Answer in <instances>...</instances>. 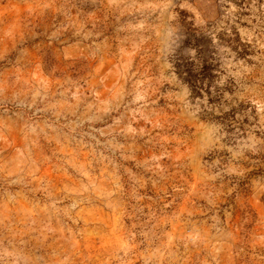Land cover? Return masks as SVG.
<instances>
[{
	"label": "rangeland",
	"instance_id": "obj_1",
	"mask_svg": "<svg viewBox=\"0 0 264 264\" xmlns=\"http://www.w3.org/2000/svg\"><path fill=\"white\" fill-rule=\"evenodd\" d=\"M0 264H264V0H0Z\"/></svg>",
	"mask_w": 264,
	"mask_h": 264
},
{
	"label": "trees",
	"instance_id": "obj_2",
	"mask_svg": "<svg viewBox=\"0 0 264 264\" xmlns=\"http://www.w3.org/2000/svg\"><path fill=\"white\" fill-rule=\"evenodd\" d=\"M174 69L177 77L190 88L193 97H200L208 91L207 81L211 76L210 65L203 62L198 65L193 61L183 60L175 62Z\"/></svg>",
	"mask_w": 264,
	"mask_h": 264
}]
</instances>
